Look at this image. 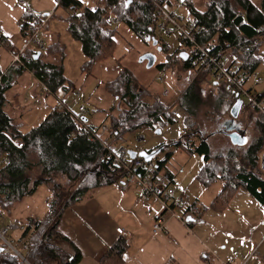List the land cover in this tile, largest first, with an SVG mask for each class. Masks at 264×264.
<instances>
[{
    "label": "trees",
    "instance_id": "16d2710c",
    "mask_svg": "<svg viewBox=\"0 0 264 264\" xmlns=\"http://www.w3.org/2000/svg\"><path fill=\"white\" fill-rule=\"evenodd\" d=\"M55 1L57 8L65 14L66 31L80 43L86 58L81 72L88 76H91L89 70L92 66L114 56L116 28L105 22L108 15L117 18L139 39L149 44L148 38L156 39V10L147 0H96L92 8L85 7L82 0ZM163 2L165 6L170 3L169 0ZM176 2L181 3V0ZM194 3L193 0L182 2L188 8V18L200 30L195 36L196 41L216 56H229L235 68L234 75L240 80V86H244L260 65H264V0H203L202 9H197ZM74 10L77 14L73 13ZM46 17L47 14H37L27 5L19 21L20 37L25 41L30 38L36 25ZM1 44L8 50L12 48L2 35ZM164 47L162 44L161 49ZM177 52L178 48L170 61L178 60L181 71L189 70V61H181ZM36 54L33 49L26 50L21 55L23 66L7 71L0 69V161H7L0 167V214L6 216L0 225L15 222L13 215L17 208L40 187H45L50 195L48 210L41 220L27 217L26 223H19L23 231L18 236L13 237L14 232L8 234L26 247L21 254L27 264L80 262L81 252L60 231L64 212L81 203L90 191L131 182V173L129 175L121 164L107 158L110 149L116 148V143L125 135L138 136L143 129L156 131L175 124L171 112L174 106H179L187 116L177 147L189 156L199 155L203 161L196 181L206 189L217 183L221 186L208 208L216 213L223 212L238 190H244L264 206V171L259 165V156L264 149V116L249 103L248 107L259 116L254 124L255 134L247 147L231 145L223 134V124L229 119L228 110L236 94L226 85L218 84L207 89L203 81L205 73L200 72L186 88L174 86L172 93L163 97L161 93L138 84L131 73L123 70L103 87L107 98L101 100L106 103L102 112L110 118L108 140L97 136L99 128L90 124L86 115L79 117L77 111L59 105L51 107L36 126L23 131L22 126L5 111L8 104L6 92L16 86L18 77L25 72L31 73L39 84L37 96L43 93L46 97L59 89L64 95L69 91L64 84L66 79L61 63L65 46L59 40L51 41L37 59ZM164 66L160 64L158 68L164 71ZM249 93L260 101L264 99V86L261 92L252 93L250 90ZM204 105L210 112L202 115L214 119L209 120L214 131L203 135L191 118H197ZM86 109L87 113L92 111ZM245 124L242 129H246L248 124ZM193 125H196L195 131ZM213 138H225L228 144L219 145L218 141L212 146L210 140ZM19 143L21 147H18ZM170 158L171 154H166L162 161L154 162L155 175L175 179L169 172L161 174ZM136 160H131V164ZM141 172L138 169L135 174L139 176ZM198 209L200 214L195 213ZM206 209L198 207L196 202L187 204L183 211L186 216L184 224L194 225ZM0 247L3 249L4 245L0 244ZM127 249V240L119 237L100 254L98 261L100 264H126ZM0 264L24 263L18 257L2 252Z\"/></svg>",
    "mask_w": 264,
    "mask_h": 264
},
{
    "label": "crops",
    "instance_id": "0c3cea01",
    "mask_svg": "<svg viewBox=\"0 0 264 264\" xmlns=\"http://www.w3.org/2000/svg\"><path fill=\"white\" fill-rule=\"evenodd\" d=\"M28 6L37 14L50 15L44 30L60 11L55 0H29ZM24 10L19 0H0V35L12 46L11 50L20 48L25 42L20 37L19 28ZM42 37L47 43L58 41L52 34ZM0 47L3 48L0 49V69L7 71L11 58L7 48ZM30 75L33 96L36 97L34 89L37 91L39 84ZM12 89L6 92L8 102V93ZM8 106L9 103L5 111ZM41 120L31 126L25 125L26 131ZM179 142L180 139L177 140ZM218 185L207 206L187 198V204L196 202L198 207L207 208L202 218L192 226L179 221L184 214L180 211L166 221L163 232L154 234L153 216L163 208L155 200L141 201L138 186L125 189L114 184L90 191L81 203L67 209L60 222V231L81 252L78 264H100V254L119 237L128 242L126 264H231L233 252L239 255L233 264H241L248 257H251L249 264H264V206L244 190H238L225 210L216 213L208 206L221 189ZM118 228L123 230L121 236L116 233Z\"/></svg>",
    "mask_w": 264,
    "mask_h": 264
},
{
    "label": "rangeland",
    "instance_id": "374dc122",
    "mask_svg": "<svg viewBox=\"0 0 264 264\" xmlns=\"http://www.w3.org/2000/svg\"><path fill=\"white\" fill-rule=\"evenodd\" d=\"M82 1L85 7L88 8H92L93 5L97 3L96 0ZM193 1H195L194 6L197 9L204 8L203 0ZM169 2L170 3H166V8L168 10L184 18H188V8L186 4L177 3L176 0H169ZM65 18V14L62 10H60L58 12V16L53 20H50L48 29L42 31L44 33L41 34V37L43 35L49 36L52 34L57 40H59L60 44L65 46V56L63 57L61 63L63 74L66 79L64 84L69 87V91H67L64 95L63 90L59 89L56 93H52L46 97L43 93H41L39 95L40 102L36 103L34 99L38 98L37 96H33V82L30 73L25 72L18 77L16 87L8 93V97L10 99L8 103L10 106H8L9 108L6 112L16 124L22 126L23 131H26V126L34 125L39 120L43 119L48 114L51 107L56 105L66 106L72 111H77L78 107L83 105L85 108L92 110L90 113H86L90 124L99 128L97 130L98 134L102 133V126H110V118H106L105 112H102V109L106 108V103H102L101 100L104 101V99L107 98V95L103 91V87L106 82L113 80L123 70L131 73L137 83L141 86L148 88L150 91L159 93H162L161 91L164 90V87L168 89L170 94L172 93L174 86L179 89H184L197 77V73H194L191 69L189 70V76L186 75L184 71H181V63L178 62V60L174 61L171 59L172 62L170 61L173 53L178 48V40L175 35L170 37H161L155 33L156 40L159 41L160 44L159 46L161 47L162 44H165L164 49L158 52L157 49L151 45V43L149 44L148 42H145L133 35V33L130 32L124 24H120L115 27L116 33L114 40L116 43V49L113 58L92 66L89 70L91 76H88L86 72H81V67L86 61V58L81 51L80 43L73 39L66 31L67 23L64 20ZM44 41L47 46L49 43H47L45 39ZM0 49L3 48L0 47ZM146 53H151L156 58L155 64L149 69L146 68V63L139 62L140 57ZM8 55H10V50H8ZM167 63L170 64L167 65ZM160 64H165L164 71L158 68ZM10 68H12L11 63ZM256 71L258 72L259 77L264 81V65H260ZM162 74H164L165 79L164 85L158 83V77ZM187 77L189 78V82L187 81ZM204 78V86L207 84V89L213 87L208 84L209 82H207L210 81V76L205 74ZM244 86L245 89L250 90L252 88V93L261 92L264 82L261 85H254V79L251 76ZM218 87L223 88L221 85ZM34 90L35 93H38V90ZM77 94L79 95L77 96ZM241 99L243 101V107L237 121H239L240 124L241 122L242 124L246 123L245 125L248 124L246 129H244L248 145L249 139L255 134L254 124L259 116L257 113L252 112L251 107H248L249 100L246 97L242 96ZM175 107L179 108V106H174L173 108ZM209 112L210 111L207 109V106L204 105L198 117L191 118V121L198 125L197 128L201 130L199 131L200 134L203 133L204 135V133L207 134L214 131V125L209 122V120L214 119L212 117L202 115L203 113ZM182 123L175 122L173 125L162 127L159 129V134H155V131L143 129L139 131L138 136L125 135L118 143H116V145L136 152H140L141 150L148 152L157 149L161 145L167 146L172 143L171 146L164 149V151L156 157V160L162 161L166 154H171V158L165 164V168L161 171V174H165L166 172L173 174L175 180L180 183V191L178 194L184 193L188 200L196 199L201 205L205 204L207 206L211 196L214 192H217L219 185L216 184L206 189L202 184L198 183L195 178L203 164L202 158L196 154L189 156L181 152L180 149L173 144L176 143L182 136L183 129L185 128L184 122ZM242 124L241 130H243ZM196 125H193L194 131L196 130ZM109 134L110 133L108 132L102 133L101 139L108 140ZM139 138H142V140ZM215 143L219 145L228 144L225 138H213L212 141L210 140V144H212V146L215 145ZM247 145L245 146L247 147ZM151 148L153 149L150 150ZM123 187L125 189L128 187L133 188L136 187V183L131 181L123 184ZM48 198H50L48 190L45 187H40L34 195L25 199V201L17 208L13 220L15 219V222L20 224L26 223L27 217H34L41 220L48 210ZM157 203L161 208H163L159 202ZM179 212L180 210L178 209L174 210V213L176 214ZM18 235L19 233L14 232L13 237Z\"/></svg>",
    "mask_w": 264,
    "mask_h": 264
},
{
    "label": "built area",
    "instance_id": "2783aa9c",
    "mask_svg": "<svg viewBox=\"0 0 264 264\" xmlns=\"http://www.w3.org/2000/svg\"><path fill=\"white\" fill-rule=\"evenodd\" d=\"M147 1L153 3L154 9L156 10L155 33L161 37H170L172 35L177 37V55L182 52L187 53V61H189L190 69L194 73L204 72L210 76V81L208 82L213 83L212 86H214V84H216L215 86L218 84L226 85L227 89L233 94L246 97L249 100V103L256 107L264 116V99L258 101L249 93L252 88L249 90L245 89V86H240V80L234 75L235 68L231 65V59L229 56H216L212 54L209 49L201 46L195 38L200 30L190 18H184L168 10L163 0ZM188 1L191 2L192 0ZM28 2L29 0H19V5L26 8ZM73 13L77 14V10H74ZM49 18L50 15L47 14V17L42 19L36 25V29L32 31V36L28 38L20 48L10 50V56L12 59L11 67L23 66L21 55L26 52V50L33 49L37 53H44L46 51V44L43 37H41V33L46 28ZM105 22L113 27H117L121 24L120 21L111 14L105 18ZM2 43H5L4 40H2ZM252 78L254 79V85H261L264 82L259 77L257 71L252 74ZM164 82V74H162L158 77V83L164 85ZM161 92L163 97H168L169 91L166 87H164V90ZM37 98L38 99L35 98L34 101L39 103V96H37ZM77 112L79 117H83L86 115L87 109L85 106L80 105ZM171 112L173 113L175 122H183L187 117L184 111L180 108L175 107ZM101 130L102 133H109V127L107 126H102ZM102 133H99L97 136L101 137ZM18 147H21L20 143L18 144ZM107 158L112 159L116 164H121L124 167V170L131 173V175L129 173L130 178L140 187L139 199L141 201L148 203L149 200H155L162 205L163 211L156 213L153 216L152 232L154 234L163 232L166 221L174 216V210L178 209L183 212L187 208V196L184 193L178 194L180 191V183L177 180L169 179L164 175H155L154 159L150 162H145L142 159H134L136 160L135 163L131 164V160L127 155V149L120 146L110 149ZM259 160L261 168L264 169V150L262 151ZM6 163V160L0 161V167ZM138 169L142 170L139 176L135 174ZM195 213L200 214V210H196ZM185 219L186 216L183 214V216L179 218V221L184 224ZM4 221L5 216L0 214V223ZM22 231L23 227L17 222H9L8 224L0 225V244L4 245V254L16 256L24 264H27L21 254V250L24 251L26 247L22 246L21 243L10 238L8 235L12 232L21 233ZM116 232L122 234L123 230L118 228L116 229ZM238 256L237 252H233L230 263L233 264L236 262ZM250 259L251 257H248L241 264H249L248 262H250Z\"/></svg>",
    "mask_w": 264,
    "mask_h": 264
},
{
    "label": "water",
    "instance_id": "95a60500",
    "mask_svg": "<svg viewBox=\"0 0 264 264\" xmlns=\"http://www.w3.org/2000/svg\"><path fill=\"white\" fill-rule=\"evenodd\" d=\"M183 1L184 0H181V3ZM147 41L151 42V45L153 47H155L158 52L161 51V47L158 45V41L156 39L148 38ZM39 55H40V53H37L35 55V59H37ZM179 58L181 59V61L186 62L188 55H187V53L182 52L179 54ZM139 62L140 63H146V68L149 69V68L153 67V65L155 64L156 58L153 54L146 53L140 57ZM215 85L216 84H214V86ZM242 107H243L242 99L239 98L238 95H235V101L230 106V108L228 110L229 119L225 122V124H223V128H224L223 134L229 139V142L231 143V145L236 146V147H244L247 144V137L245 136L246 132L244 129L241 130V125L237 122V119H238V116L241 112ZM159 133H160L159 129L155 131V134H159ZM177 144H178L177 142L174 143V145H177ZM167 146H169V145H167ZM167 146L161 145L157 149H154L153 151H151L150 153H148L146 151L136 152L133 150H127V155L130 158V160H134L136 158H141L145 162H150L156 156H158L161 152H163V150ZM2 252H3V249L0 247V254Z\"/></svg>",
    "mask_w": 264,
    "mask_h": 264
},
{
    "label": "flooded vegetation",
    "instance_id": "af4514ba",
    "mask_svg": "<svg viewBox=\"0 0 264 264\" xmlns=\"http://www.w3.org/2000/svg\"><path fill=\"white\" fill-rule=\"evenodd\" d=\"M158 45H159V44H158ZM161 51H162V49H161ZM178 57H179V55H178ZM189 70H190V69H189ZM189 70L184 71L185 74L188 75V76H189ZM187 81L189 82V78H188V77H187ZM188 82H187V83H188Z\"/></svg>",
    "mask_w": 264,
    "mask_h": 264
},
{
    "label": "clouds",
    "instance_id": "9594fccd",
    "mask_svg": "<svg viewBox=\"0 0 264 264\" xmlns=\"http://www.w3.org/2000/svg\"><path fill=\"white\" fill-rule=\"evenodd\" d=\"M170 146V145H169Z\"/></svg>",
    "mask_w": 264,
    "mask_h": 264
}]
</instances>
